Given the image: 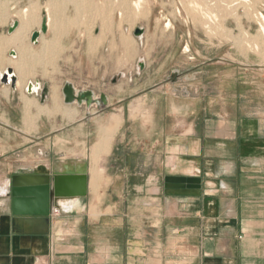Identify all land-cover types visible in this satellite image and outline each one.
I'll list each match as a JSON object with an SVG mask.
<instances>
[{"label":"crops","instance_id":"0c3cea01","mask_svg":"<svg viewBox=\"0 0 264 264\" xmlns=\"http://www.w3.org/2000/svg\"><path fill=\"white\" fill-rule=\"evenodd\" d=\"M60 1L51 23L39 1V26L21 37L22 20L0 16V76H15L0 81V264H264V112L209 119L201 94L175 82L136 99L125 83L110 92L109 76L128 77L124 50L99 46L74 62L80 27L63 13L72 0ZM44 18L47 32L33 43ZM36 82L45 97L31 92ZM67 82L108 104L66 103ZM55 161L87 162V194L53 206L48 234L20 232L38 229L28 222L37 217L14 214L12 178L49 174Z\"/></svg>","mask_w":264,"mask_h":264},{"label":"rangeland","instance_id":"374dc122","mask_svg":"<svg viewBox=\"0 0 264 264\" xmlns=\"http://www.w3.org/2000/svg\"><path fill=\"white\" fill-rule=\"evenodd\" d=\"M34 1L8 0L0 7V16L21 19L23 10L25 13ZM36 1L44 2L46 12L49 0ZM73 2H69V8L68 4L65 6L63 13L75 17L76 26L80 27L79 37L70 39L69 44V49L76 51L74 62L83 61L82 57L86 62L99 46L106 47L110 56L109 46L111 51L117 47L124 50L118 63L129 68V74L127 78L109 76L106 89L110 92L116 84L125 83L123 91L129 90L136 99L158 83L163 82L158 87H170L175 82L179 90L190 84L187 87L193 98L196 91L201 94V106L209 119L226 112L234 116L264 112V0ZM37 13L41 16L42 8ZM139 27L145 29L142 37L134 34ZM67 67L68 63L60 62L61 69ZM195 72H199L197 81ZM130 79L133 83L128 85ZM148 100L145 97L141 105ZM102 109L105 115L113 111V107Z\"/></svg>","mask_w":264,"mask_h":264},{"label":"water","instance_id":"95a60500","mask_svg":"<svg viewBox=\"0 0 264 264\" xmlns=\"http://www.w3.org/2000/svg\"><path fill=\"white\" fill-rule=\"evenodd\" d=\"M18 27L19 21L16 20L10 26L9 31L13 32ZM45 32H47L46 18H44L41 28L32 33L31 41L33 43L38 42L40 35ZM144 33L145 29L143 27L135 29L134 32L137 37H142ZM140 64L144 68L145 64L143 62ZM13 72V69L9 68L5 75L0 76V81L8 83L9 75H12ZM175 76L176 74L173 75V80H175ZM11 78L12 81H15L14 75ZM46 93L47 89L45 88L42 96L45 97ZM63 93L66 103L79 102L86 103L87 105L93 103H97L98 105L108 104L106 94H102L100 99H95L92 90L76 92L75 87L70 82L64 85ZM73 165L71 161H55L49 174L22 173L13 176L11 195L13 196L14 214L19 217H37L35 220L29 218L28 222H36L38 229H26L20 232H25L26 234H48L53 206L61 208L65 201L84 197L87 194V162L79 164L78 167H74ZM26 197L33 198L32 200L35 204L34 207L23 211V209L19 208V204Z\"/></svg>","mask_w":264,"mask_h":264},{"label":"bare ground","instance_id":"6f19581e","mask_svg":"<svg viewBox=\"0 0 264 264\" xmlns=\"http://www.w3.org/2000/svg\"><path fill=\"white\" fill-rule=\"evenodd\" d=\"M36 1V0H35ZM31 2L30 4V7L28 6V8L25 9V13H24V10H23V14L20 15L21 16V19H22V24L19 28V30L15 33L16 35L18 36H23L26 28L38 23V19H39V15L37 13V11L39 12V9H40V4L38 1L36 2ZM141 1V0H140ZM68 3V2H67ZM74 3V2H73ZM137 4V3H136ZM196 4V3H195ZM137 6V5H136ZM63 2L60 1V0H51L48 2V4L46 5V8H47V11H48V19L50 20V23H51V20L53 19V16L57 13V8H63ZM205 13V12H204ZM260 14V13H258ZM212 20V19H210ZM216 20V19H215ZM53 25V24H52ZM15 38V37H14ZM12 39V38H11ZM23 39V38H22ZM15 40V39H14ZM19 40V39H17ZM7 41V40H5ZM4 42V41H3ZM9 43V42H7ZM3 44V43H2ZM1 46V45H0ZM3 46V45H2ZM8 46V45H7ZM1 49V48H0ZM25 50V49H24ZM30 50V49H29ZM46 51H49V50H46ZM26 52V50H25ZM28 52V50H27ZM30 52V51H29ZM28 52V54H29ZM24 53V52H23ZM48 53V52H46ZM1 54V53H0ZM1 58V57H0ZM40 58V57H39ZM22 61V60H21ZM18 62V61H17ZM16 63V62H15ZM17 64V63H16ZM20 64V62L18 63V65ZM22 64V63H21ZM24 65V63H23ZM26 66V65H24ZM25 68V67H24ZM22 69H23V66H22ZM26 69V68H25ZM23 72V70H22ZM26 73V71H24ZM23 74V73H22ZM24 76V75H23ZM24 78V77H23ZM50 113V112H49ZM116 126V125H115ZM114 127V126H113ZM111 133V132H110ZM109 138V137H107ZM110 142V141H109ZM104 145V144H103ZM108 145V144H107ZM99 149V147H98ZM97 150V149H96ZM97 170V169H96ZM99 176V175H98ZM4 184L3 185H0V192H4L5 191V188H4Z\"/></svg>","mask_w":264,"mask_h":264},{"label":"built area","instance_id":"2783aa9c","mask_svg":"<svg viewBox=\"0 0 264 264\" xmlns=\"http://www.w3.org/2000/svg\"><path fill=\"white\" fill-rule=\"evenodd\" d=\"M9 77H11V75H9ZM9 82H11V78H9ZM31 92H33L37 95H41L43 92V88L41 86V83L40 82L32 83Z\"/></svg>","mask_w":264,"mask_h":264}]
</instances>
